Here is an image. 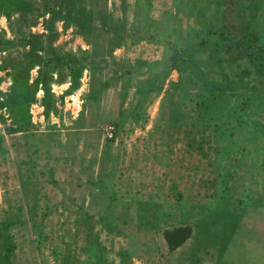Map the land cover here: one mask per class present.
Listing matches in <instances>:
<instances>
[{
	"label": "rangeland",
	"instance_id": "rangeland-1",
	"mask_svg": "<svg viewBox=\"0 0 264 264\" xmlns=\"http://www.w3.org/2000/svg\"><path fill=\"white\" fill-rule=\"evenodd\" d=\"M25 1L0 13V100L25 66L29 82L47 73L55 109L32 103L11 132L0 107V264H264V58L258 73L197 55L211 81L242 78L214 117L211 90L164 63L174 23L198 25L174 0ZM257 3L245 16L264 44ZM178 226L191 233L171 251Z\"/></svg>",
	"mask_w": 264,
	"mask_h": 264
},
{
	"label": "trees",
	"instance_id": "trees-1",
	"mask_svg": "<svg viewBox=\"0 0 264 264\" xmlns=\"http://www.w3.org/2000/svg\"><path fill=\"white\" fill-rule=\"evenodd\" d=\"M147 1L149 2V0ZM257 1L259 0H253V3L248 4L247 0L245 3L242 0H184L180 2L174 0L178 7L191 14L194 22L198 25L196 27L189 25L185 32L181 33L176 28V24L179 22L174 23L169 32L173 34L168 37L169 41L165 42L169 54L165 57L167 61L164 63L177 62L181 71L182 69H189L188 71H191L197 76L198 80H201L205 89L209 88L211 90V93L205 99V104L211 105L212 108L209 109L208 113H211L214 117L221 112V108L220 110L216 108L219 105H213L214 102L219 97L224 98L226 91L235 92V88L232 86L239 83L242 78L238 77V80L225 79L222 75L219 80H226L224 83L221 81L215 82L214 79L211 81L212 78H210L211 80L208 79L207 75L205 76L206 72L200 70L202 62L200 59H197V55L206 53L210 62L218 64L220 59L217 58L223 52H230V54H234L235 52L236 55H231L234 56L233 58L229 56V60L233 61L244 57L247 61L254 63L255 71L260 73L262 70L260 68L261 61L264 58L263 40L261 35H259V31L253 27L254 25L252 26L250 20L245 16L246 9L249 10V7L254 8L258 4ZM26 5L27 2L25 0H0V13L10 16L15 10L25 9ZM211 6L214 7V13L207 15V10H211ZM217 20L222 24L219 27L213 24ZM25 42L29 45L30 52H34L36 47H39V44L34 45L30 39H27ZM73 63L74 61L72 62L70 57L66 59L71 80L70 86L71 88H76L81 67L77 68ZM29 69L30 67L24 66L10 71L11 84L9 91L7 96L3 100H0V107H5L8 110L11 119L9 127L11 132L23 131L30 126V105L32 103L38 101L39 105L43 107L45 115H48L51 109H55L54 95L51 91L47 73L38 71L35 79L29 82ZM39 89L42 91V96L37 99L36 93ZM224 130L226 129L223 128L219 137L224 136ZM190 233L189 226H178L165 229L163 237L168 249L172 251L182 245L190 236ZM7 242L9 241L5 237L4 243Z\"/></svg>",
	"mask_w": 264,
	"mask_h": 264
}]
</instances>
